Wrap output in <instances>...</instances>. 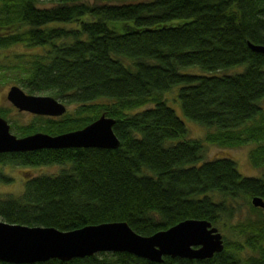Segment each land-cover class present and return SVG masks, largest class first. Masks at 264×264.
<instances>
[{"label": "trees", "instance_id": "obj_1", "mask_svg": "<svg viewBox=\"0 0 264 264\" xmlns=\"http://www.w3.org/2000/svg\"><path fill=\"white\" fill-rule=\"evenodd\" d=\"M249 43L264 45V0H0V52L34 49L0 55V83L77 104L59 117L14 121L18 136L81 129L105 113L120 140L0 153V184L11 181L5 165L60 167L28 178L18 196H0V219L60 230L124 221L149 236L194 218L230 232L208 259L109 251L33 264H264V210L251 202L264 198V177L243 175L225 156L200 162L204 141L254 143L250 159L264 167V53ZM176 86L184 115L213 128L204 139L188 137L165 98ZM10 111L0 107V116ZM240 198L256 216L230 224Z\"/></svg>", "mask_w": 264, "mask_h": 264}, {"label": "water", "instance_id": "obj_2", "mask_svg": "<svg viewBox=\"0 0 264 264\" xmlns=\"http://www.w3.org/2000/svg\"><path fill=\"white\" fill-rule=\"evenodd\" d=\"M264 53V45L249 43ZM7 100L20 112L59 117L67 112L66 104L52 95L27 93L19 85H11ZM115 119L101 114L85 127L60 134L42 131L17 136L10 130L8 120L0 116V153L39 149L117 148L120 140L115 134ZM252 204L264 209V198L254 196ZM224 249L223 234L206 219L189 218L165 230L144 236L127 222L114 221L87 225L73 230L53 226L12 224L0 219V261L33 264L50 259L69 261L75 257L98 252L126 251L154 262L164 256L188 259H208Z\"/></svg>", "mask_w": 264, "mask_h": 264}, {"label": "rangeland", "instance_id": "obj_3", "mask_svg": "<svg viewBox=\"0 0 264 264\" xmlns=\"http://www.w3.org/2000/svg\"><path fill=\"white\" fill-rule=\"evenodd\" d=\"M133 1H144V0H133ZM76 23L65 24V27L75 26ZM34 49L25 47L23 45L13 46L5 51L0 52V55L4 54H15L21 52H30ZM37 50V49H36ZM35 50V51H36ZM243 65L237 66L234 69H228L223 71L224 73L229 72H240L243 69ZM187 72L192 73H200L197 68H189L186 69ZM11 84L8 82L0 83V107L11 108L7 117H4L8 120L10 124V130L13 134L17 135L15 129L12 128V124L15 121L18 125H25L35 121V117L33 114L29 112H20L12 104L7 100V92L10 88ZM20 86V85H19ZM179 87H174L170 91L165 93V98L167 99L169 105L176 111V113L183 119L187 128H188V137L204 139L209 131H213V128L203 126L199 123H196L190 119H188L181 108L180 100L177 99V92ZM39 95H49L47 93H39ZM66 104V103H65ZM67 112L72 111L75 107H77L76 103L71 105L66 104ZM46 133V132H45ZM205 149L203 153V157L200 162L206 160H212L219 157H229L235 160L238 164L239 171L245 176L251 177H264V167H256L253 165L250 159V151L255 147L254 143H248L243 146L238 147H223L215 143L206 142ZM59 166H11L5 165L3 166V171L6 175L11 178L10 183L0 184V196H5L12 194L14 196H18L23 192L24 184L26 180L32 176L40 175V174H54L59 171ZM239 203H237V211L230 221V224L238 223L240 221H245L249 217L254 218L256 216L255 212H252L246 204L245 200L238 199ZM241 207V210L239 208ZM264 210V209H263ZM229 228L220 230L221 233L226 236L227 232L230 233Z\"/></svg>", "mask_w": 264, "mask_h": 264}]
</instances>
